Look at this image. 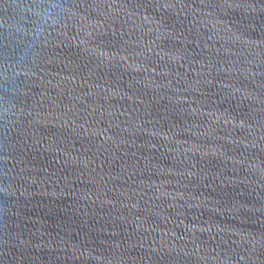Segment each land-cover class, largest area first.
Listing matches in <instances>:
<instances>
[{"label": "water", "instance_id": "95a60500", "mask_svg": "<svg viewBox=\"0 0 264 264\" xmlns=\"http://www.w3.org/2000/svg\"><path fill=\"white\" fill-rule=\"evenodd\" d=\"M0 264H264V0H0Z\"/></svg>", "mask_w": 264, "mask_h": 264}, {"label": "clouds", "instance_id": "9594fccd", "mask_svg": "<svg viewBox=\"0 0 264 264\" xmlns=\"http://www.w3.org/2000/svg\"><path fill=\"white\" fill-rule=\"evenodd\" d=\"M52 7H55V5H50V6H48V7H42V8L40 9V11H39V13H38V16L40 17V20H41L42 22H47V20H48L50 14H51L50 9H51Z\"/></svg>", "mask_w": 264, "mask_h": 264}]
</instances>
